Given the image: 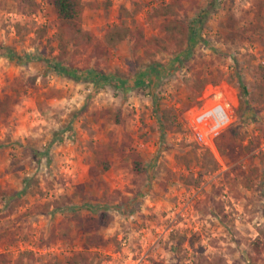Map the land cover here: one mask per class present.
<instances>
[{
    "label": "rangeland",
    "instance_id": "obj_1",
    "mask_svg": "<svg viewBox=\"0 0 264 264\" xmlns=\"http://www.w3.org/2000/svg\"><path fill=\"white\" fill-rule=\"evenodd\" d=\"M34 1L21 14L0 0V264H66L75 251L83 264H264L263 0H175L188 38L165 51L154 10L171 0H81V28L105 55L69 49L76 79L47 68L52 0ZM112 30L124 39L106 43ZM215 89L234 97L225 129L251 146L234 160L188 127Z\"/></svg>",
    "mask_w": 264,
    "mask_h": 264
},
{
    "label": "trees",
    "instance_id": "obj_2",
    "mask_svg": "<svg viewBox=\"0 0 264 264\" xmlns=\"http://www.w3.org/2000/svg\"><path fill=\"white\" fill-rule=\"evenodd\" d=\"M16 7L21 14H30L36 10L37 4L34 0H20ZM51 7L56 22L55 39L58 53L55 58L45 60L46 66L47 68L57 72L58 74L71 77V79H76L75 75L83 77L84 74H82L81 71L75 72V69L71 68L69 64H66V55L69 49H76V47L81 48L84 51H87L88 54L93 55L96 58L104 56L105 50L103 49L101 43L94 42L92 36L81 28L80 20L83 9L81 0H52ZM180 7L181 6L178 2H176L175 0H171L169 3L162 5L154 10L155 16L161 18V21L159 23V31L163 33L164 38V41H159L155 38L152 40V45L157 50L159 49V51H165L167 49V45L171 44L175 47H180V45H182L187 40L188 28L185 22L177 18H172V16L175 15V9ZM263 12L264 0L262 2L256 3L255 5L253 18L257 26H259L260 23L264 22ZM231 25L232 23L229 22V24L224 26L226 28H231ZM123 39L124 34L120 33L117 30L109 31L105 35V41L109 44L117 41H122ZM207 83V79L199 80L197 92H200L203 86ZM213 83H216V81ZM263 83L264 81L257 85L259 102L261 104H264ZM240 90L242 91V93H246L243 86H240ZM195 98L196 96L192 98V103L190 104H198ZM9 104V97H4L2 100H0V115L8 109ZM239 104L241 109L243 101L239 100ZM112 115V119L115 124L121 122V120L119 119V112H115ZM235 136L236 132L234 128L224 129L217 135L214 141V146L220 156L234 160L251 151L250 145H243L240 140L235 141ZM204 152L211 156V153L208 150H204ZM100 163L104 170L108 168V164L105 160H100ZM131 167L132 171L136 174H141L143 172V169L140 166L139 158L136 156L131 158ZM100 220L101 225H107L108 221L104 215H102V218H100ZM261 248L262 244L257 238L252 240V242L250 243V249L255 254H258ZM83 263H86V258L80 251L73 252L70 259L66 262V264Z\"/></svg>",
    "mask_w": 264,
    "mask_h": 264
},
{
    "label": "built area",
    "instance_id": "obj_3",
    "mask_svg": "<svg viewBox=\"0 0 264 264\" xmlns=\"http://www.w3.org/2000/svg\"><path fill=\"white\" fill-rule=\"evenodd\" d=\"M209 100V106L188 116L187 123L194 143L204 149L213 150L215 138L231 119L234 97L229 96L225 90L215 89Z\"/></svg>",
    "mask_w": 264,
    "mask_h": 264
}]
</instances>
